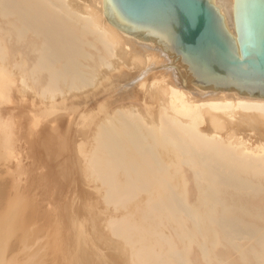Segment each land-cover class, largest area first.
<instances>
[{
	"label": "bare ground",
	"instance_id": "bare-ground-1",
	"mask_svg": "<svg viewBox=\"0 0 264 264\" xmlns=\"http://www.w3.org/2000/svg\"><path fill=\"white\" fill-rule=\"evenodd\" d=\"M233 2L215 0L228 26ZM31 100L54 127L46 142L80 156L86 199L104 201L88 223L74 216L79 235L105 219L121 264H264V98L198 90L155 42L113 25L104 0H0V108ZM13 164L0 172V264H46L44 204L17 208L29 190Z\"/></svg>",
	"mask_w": 264,
	"mask_h": 264
},
{
	"label": "water",
	"instance_id": "water-1",
	"mask_svg": "<svg viewBox=\"0 0 264 264\" xmlns=\"http://www.w3.org/2000/svg\"><path fill=\"white\" fill-rule=\"evenodd\" d=\"M104 11L160 46L198 90L264 98V0H234L230 26L215 0H104Z\"/></svg>",
	"mask_w": 264,
	"mask_h": 264
},
{
	"label": "rangeland",
	"instance_id": "rangeland-1",
	"mask_svg": "<svg viewBox=\"0 0 264 264\" xmlns=\"http://www.w3.org/2000/svg\"><path fill=\"white\" fill-rule=\"evenodd\" d=\"M12 46L13 44L6 43L5 53L11 52ZM152 53H154L152 59L148 60L143 50L142 54L144 59L148 60L147 62L156 64L163 61L162 56L159 57L155 51ZM162 70L157 69L151 72H162ZM29 93L32 96L33 92ZM28 95L26 94L29 99L31 96ZM26 103H28L26 108L25 105L20 106L16 103L12 106L10 114H6L3 106L0 108L2 116L8 118L10 115V118L6 120L10 139L8 147L4 142L2 144L8 134H0V172L13 162L12 175L19 184H24L29 190V196L18 197L17 208L23 209L29 204L39 202L44 204L43 212L37 219L38 226L34 230L35 233L43 236L42 243L38 246V257H42L46 264H121L110 242L113 231L109 229L105 219L102 223H100L101 220L99 224L96 222L95 225H99L100 229L96 230L103 231L104 235H108L107 237H103L102 232L100 237L95 229V231L91 230L93 232L91 238H86L83 234L79 235L78 220L74 216H82L88 223L90 215L93 214L91 205L102 206L104 201L99 198L86 199L85 185L79 171L80 156L75 152L58 151L56 142L47 143L44 131L53 130L54 127L49 128V124L46 123L48 117L42 112L39 104L35 107V110H39L36 112L34 108L29 110L32 109L29 108L32 100ZM33 112L39 116L35 114L34 117ZM78 175L80 186L74 181ZM50 222L53 223L51 230L48 228ZM104 225L107 228H103ZM63 227H66V231H62ZM97 227L94 226V228ZM106 229L109 231L106 232Z\"/></svg>",
	"mask_w": 264,
	"mask_h": 264
}]
</instances>
